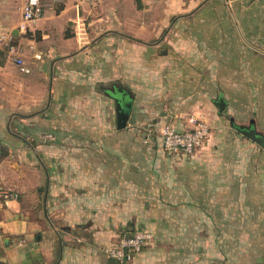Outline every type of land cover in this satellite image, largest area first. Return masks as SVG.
<instances>
[{"label":"crops","instance_id":"crops-1","mask_svg":"<svg viewBox=\"0 0 264 264\" xmlns=\"http://www.w3.org/2000/svg\"><path fill=\"white\" fill-rule=\"evenodd\" d=\"M253 1L42 0L43 18L20 34L23 0H0V33L31 69L0 50L1 173L20 194L0 212V264H120L102 247L149 215L171 236L131 264L264 247V145L243 133L264 138V95L236 58L264 56L241 43L258 33L240 13ZM114 86L132 95L120 131ZM190 116L209 124L207 141L169 155L155 132L185 130Z\"/></svg>","mask_w":264,"mask_h":264},{"label":"built area","instance_id":"built-area-1","mask_svg":"<svg viewBox=\"0 0 264 264\" xmlns=\"http://www.w3.org/2000/svg\"><path fill=\"white\" fill-rule=\"evenodd\" d=\"M93 4L96 0H83ZM44 16L42 0H23L22 19L18 25L20 34H26L31 25L41 20ZM0 50L8 53L14 64L22 73L29 74L31 69L24 58L22 48L14 42L10 33H0ZM40 59L39 55L35 56ZM188 122L191 127L179 131L171 125H164L158 132L163 143L164 150L169 155L191 156L198 151L207 141L210 135L209 124L196 117L190 116ZM147 141V139H146ZM3 150L0 147V212L9 207L12 202L20 200V194L16 190L6 186L2 173ZM154 239L151 231L138 230L132 235L124 236L117 245L102 247V251L109 258L120 264H131L135 257L143 252L145 247Z\"/></svg>","mask_w":264,"mask_h":264},{"label":"rangeland","instance_id":"rangeland-1","mask_svg":"<svg viewBox=\"0 0 264 264\" xmlns=\"http://www.w3.org/2000/svg\"><path fill=\"white\" fill-rule=\"evenodd\" d=\"M240 13L247 17L245 19H249V29H252V31H256L258 32L257 34H253L249 35V36H245V38L243 39V42H241L242 44H244L245 46L247 45H251V46H256V47H261L264 48V0H255L253 2H251L250 5H248V7L244 6L243 9H241ZM251 17V18H249ZM259 20H256L258 19ZM237 44L239 45L241 43H239V40H237ZM230 56V55H229ZM236 58L238 61H243V64L241 65L242 68H244L242 70L243 74L246 77H249V83L255 86H259V88L261 89V94L264 95V56L262 55H257V54H241V55H236ZM241 59V60H240ZM248 80H245V82L247 83ZM106 87H110V85H106ZM255 94V93H254ZM131 111L130 109H127V112L129 113ZM152 124V123H151ZM153 125V124H152ZM154 127H151L149 130H153ZM148 130V131H149ZM262 130V129H261ZM149 133V132H148ZM156 134H158L159 132L156 131ZM149 219L148 220H144V223L141 225L142 227H136L134 228H127L123 231H119L118 235H117V241H115L114 243H112L111 245H117V243L119 242V240L121 238H123L124 236H127L128 234H131L133 231H138V230H147V231H151L154 235V242L152 244H150L149 246L145 247V251H147L148 248H150L151 250H158L159 248H161V240H158L157 237L161 236V233L164 231V235L165 236H171V231L170 230H163L161 232L160 230V225L157 222V218L156 215H154V218L151 217V215H149ZM153 220H152V219ZM171 218V217H170ZM169 218V219H170ZM263 232V231H261ZM158 235V236H157ZM160 239V238H159ZM203 247H197V251L200 249L202 250ZM219 249V247H217ZM242 248H244V250H242ZM246 248H250V249H254V250H259V258L258 261L252 260L254 259L252 255L247 254L248 251H246ZM223 250L225 251V258L224 260H222L223 258H213L214 260L212 261V264H264V247L258 246V247H242V246H237V247H232V246H228V247H222ZM238 250L239 252H241V257L239 260H235L234 257L232 256L233 253H235V251ZM214 254V253H213ZM212 254V257H214ZM215 255V254H214ZM138 256V255H137ZM137 256L135 258H137ZM134 262V261H133ZM132 262V263H133ZM203 263L198 262V264ZM197 264V262H196Z\"/></svg>","mask_w":264,"mask_h":264},{"label":"water","instance_id":"water-1","mask_svg":"<svg viewBox=\"0 0 264 264\" xmlns=\"http://www.w3.org/2000/svg\"><path fill=\"white\" fill-rule=\"evenodd\" d=\"M110 93L116 102L117 130H124L130 121V113L127 112V109L132 108V103L128 101L129 98L132 99V95L124 86H114L110 89ZM219 107L223 110L225 104L221 101ZM243 133L259 145H264V138L258 136L254 130H244Z\"/></svg>","mask_w":264,"mask_h":264},{"label":"trees","instance_id":"trees-1","mask_svg":"<svg viewBox=\"0 0 264 264\" xmlns=\"http://www.w3.org/2000/svg\"><path fill=\"white\" fill-rule=\"evenodd\" d=\"M136 232V230L135 231H133L131 234H128L127 236H129V235H132L133 233H135Z\"/></svg>","mask_w":264,"mask_h":264}]
</instances>
